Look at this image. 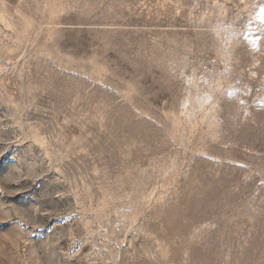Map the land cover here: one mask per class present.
<instances>
[{"label": "rangeland", "instance_id": "1", "mask_svg": "<svg viewBox=\"0 0 264 264\" xmlns=\"http://www.w3.org/2000/svg\"><path fill=\"white\" fill-rule=\"evenodd\" d=\"M264 0H0V264H264Z\"/></svg>", "mask_w": 264, "mask_h": 264}, {"label": "snow or ice", "instance_id": "2", "mask_svg": "<svg viewBox=\"0 0 264 264\" xmlns=\"http://www.w3.org/2000/svg\"><path fill=\"white\" fill-rule=\"evenodd\" d=\"M260 12H261L262 14H264V6H262V7L260 8ZM262 21H264V16H262Z\"/></svg>", "mask_w": 264, "mask_h": 264}]
</instances>
